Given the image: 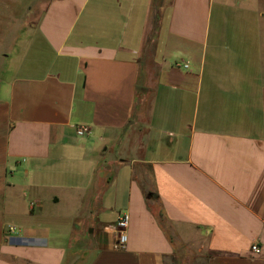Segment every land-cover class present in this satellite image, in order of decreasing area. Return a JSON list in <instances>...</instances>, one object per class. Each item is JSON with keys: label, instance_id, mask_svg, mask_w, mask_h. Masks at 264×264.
Instances as JSON below:
<instances>
[{"label": "crops", "instance_id": "1", "mask_svg": "<svg viewBox=\"0 0 264 264\" xmlns=\"http://www.w3.org/2000/svg\"><path fill=\"white\" fill-rule=\"evenodd\" d=\"M28 1L0 0V264H264L258 0Z\"/></svg>", "mask_w": 264, "mask_h": 264}, {"label": "built area", "instance_id": "2", "mask_svg": "<svg viewBox=\"0 0 264 264\" xmlns=\"http://www.w3.org/2000/svg\"><path fill=\"white\" fill-rule=\"evenodd\" d=\"M177 65L183 66L184 68L189 67V63L185 62L182 64L181 62L178 63ZM90 131V128L87 125H81L77 128V132L80 135H84ZM116 229L119 233V240H118V245L119 246H124L125 243L128 240V228L130 225V213L128 211H122L118 214L117 219H116ZM9 231L18 233L19 229L15 226H10ZM253 249L255 251H260V248L257 244L253 245Z\"/></svg>", "mask_w": 264, "mask_h": 264}, {"label": "rangeland", "instance_id": "3", "mask_svg": "<svg viewBox=\"0 0 264 264\" xmlns=\"http://www.w3.org/2000/svg\"><path fill=\"white\" fill-rule=\"evenodd\" d=\"M30 1L32 2V0H30ZM30 1H28V3ZM238 2H239V0H238ZM220 4L221 3H219V2H216L214 4V8H213V19H214V21L220 20V19H225V20H227V21H229L231 23V22H233V20H237L238 11H235L236 9H234V7L229 6V7H225L224 8V7L220 6ZM257 4H259V5L264 7V0H258ZM221 15H223L222 18H220ZM35 19L37 20V17H34V20ZM182 64H184V63H182ZM28 70H31V69L28 67Z\"/></svg>", "mask_w": 264, "mask_h": 264}]
</instances>
